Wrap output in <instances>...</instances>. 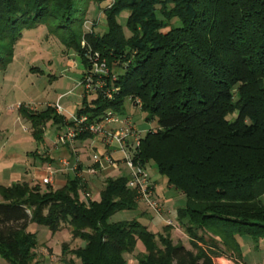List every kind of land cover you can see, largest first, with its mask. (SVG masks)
<instances>
[{
  "label": "trees",
  "instance_id": "16d2710c",
  "mask_svg": "<svg viewBox=\"0 0 264 264\" xmlns=\"http://www.w3.org/2000/svg\"><path fill=\"white\" fill-rule=\"evenodd\" d=\"M88 2L0 0V68L12 60L23 31L41 24L84 65L86 50L105 56L108 85L119 89L111 97L85 92L76 114L100 118L109 108L123 113L127 99L141 103L145 119L157 124L142 135L134 158L145 166L154 161L184 193L175 213L193 248L174 241L172 224L154 231L136 217L109 220L139 205L126 173L108 175L99 199L89 201L75 174L59 187L0 182V264H42L32 222L52 232L67 222L84 240L72 248L62 243V253H70L65 264H127L138 241L144 250L137 264H214L212 255L222 252L249 264L239 236L264 247V0H114L104 8L103 32L84 30ZM125 10L126 26L119 20ZM19 112L39 142L47 122L73 123L51 104H22Z\"/></svg>",
  "mask_w": 264,
  "mask_h": 264
},
{
  "label": "rangeland",
  "instance_id": "374dc122",
  "mask_svg": "<svg viewBox=\"0 0 264 264\" xmlns=\"http://www.w3.org/2000/svg\"><path fill=\"white\" fill-rule=\"evenodd\" d=\"M110 1L102 0L98 2L89 0L86 12L84 13L83 28L85 31L95 28L103 32L106 29L107 20L104 8L110 6L108 5ZM128 13L125 10L119 16V20L124 26H126ZM94 23L96 24L94 25ZM126 32L129 34L127 29ZM81 44L84 45V39L81 40ZM102 57L106 58L105 56ZM87 69L88 65H84L79 53L73 48L66 47L57 35L49 32L47 25L41 24L35 28L25 29L22 37L15 45L12 60L5 69L0 68V126L4 125L7 129L1 131L0 136L4 135L7 139L6 141H9V143L19 142L17 145L20 147L29 145L30 143L28 142L32 139L33 147H37V149L39 148L45 153L47 150L43 151V143L37 141L32 135L31 123L20 114L17 104L22 102V104H26L31 108L42 109L49 104L52 105L62 94L60 103L63 105L65 112L68 113L72 106L78 107L81 103L85 92L80 81ZM114 70L116 69L114 68ZM87 96L89 98L93 97L90 94H87ZM123 114L131 117L134 125L138 127L142 135L157 124L155 120H146V113L141 109V103L135 105L130 99H127L125 102ZM45 128L53 130L57 128V131H63L66 125L53 124L49 121L46 123ZM81 142L82 140L76 137L72 143L81 144ZM0 143L6 142L0 141ZM64 145H68L70 148V143ZM147 171L150 177L166 178L165 175L156 169L154 161H150ZM121 173L124 174L126 172L120 170V173L117 174ZM126 174L129 176L128 173ZM107 176H96L99 187L102 188ZM43 187H46V185H43ZM83 187L90 189L87 185H83ZM82 191L83 189L81 188L80 195L85 200ZM139 204L147 208L144 202L139 201ZM168 208L169 212H167V215L173 218L174 222L172 224V237L174 241H182L187 247L193 248L188 234L178 222L175 213L176 207L168 205ZM124 214V210H118L110 216L109 220L117 221L125 219ZM152 215L153 229H160L162 222L166 224V221H163L162 217L157 213L153 212ZM164 216L166 217V214ZM28 229L37 233L38 244L36 252L42 264H65L64 258H68L70 253H62L63 242H66L70 248L84 244V240L72 235L71 226L67 222H63L61 228L56 232H52L46 225L35 222L30 223ZM243 236L247 237L248 240H252L250 235ZM243 245H246L245 242ZM245 249L249 248L245 246ZM142 250H144L143 243L138 241L135 250L126 253L127 264H137V255ZM219 257L231 259L235 264L233 256L223 252L219 255H212L214 263L218 261ZM222 263L227 264L226 262ZM233 263L230 262L229 264Z\"/></svg>",
  "mask_w": 264,
  "mask_h": 264
},
{
  "label": "built area",
  "instance_id": "2783aa9c",
  "mask_svg": "<svg viewBox=\"0 0 264 264\" xmlns=\"http://www.w3.org/2000/svg\"><path fill=\"white\" fill-rule=\"evenodd\" d=\"M113 1L111 0L108 5H111ZM85 55L88 57L89 66L80 81L84 92L94 97L98 92L102 91L111 97L113 92L119 89V86L115 85V83L108 85V77L111 75V71L106 58L102 57L98 51L93 52L91 49L86 50ZM111 77L115 80L117 75L112 74ZM21 105L22 102L18 103L17 107ZM52 106L55 107L57 112L65 113V109L59 99ZM67 119L72 120L73 123L66 124L65 130L56 134V144H72L79 133L91 132L93 136L86 138L90 144L94 145L95 141L99 140L104 147L103 150H93L92 162L85 168L81 167L78 158L63 156L60 159L62 170H74L76 175L81 177L85 183L84 186L90 187V189L82 187V194L85 200L94 199V184L91 181V175H97L110 167L118 168L122 160L129 168L128 185L136 189L138 201L144 202L147 208L160 215L166 223L174 224L173 218L164 216L166 208L155 196L154 185L147 171V165H143L134 158L136 148L141 142L142 134L139 132L138 127L134 125V121L130 116H125L123 113L109 108L100 118L90 119L85 113L78 115L75 112L68 116ZM116 150L122 152V158L113 154ZM56 170L53 167H49L47 172L41 177V182L44 184L51 183ZM222 262L229 264L230 262L233 263V260L219 257L214 264H223Z\"/></svg>",
  "mask_w": 264,
  "mask_h": 264
},
{
  "label": "crops",
  "instance_id": "0c3cea01",
  "mask_svg": "<svg viewBox=\"0 0 264 264\" xmlns=\"http://www.w3.org/2000/svg\"><path fill=\"white\" fill-rule=\"evenodd\" d=\"M62 97V94L59 96V101ZM77 110V106H72L67 113L70 116L72 113H75ZM66 113V112H65ZM63 126V125H62ZM6 127L4 125L0 126V132L5 130ZM7 130V129H6ZM58 129L55 128L49 129L45 128V139L43 143V151L39 148L33 147L32 145V137L29 145H25L24 147H20L17 145L19 142L9 143L6 141L5 136H0V141H5L6 143H0V182L5 184H10L16 181H28L31 184H40L46 185L41 182V177L47 172L49 167H53L57 169L53 175L52 184L54 187H59L66 183L67 178L76 174L74 170L71 169H61L60 159L63 156L75 157L80 160L81 167L85 168L92 162V152L95 149H102L103 145L99 140L95 141L94 145H91L88 139H83L81 144L78 143H70V148L68 145H61L55 143V137L58 132ZM65 130V129H64ZM28 132V131H27ZM16 144V145H15ZM35 150H38V153H34ZM116 157L122 158L123 154L119 150L113 152ZM73 156V157H72ZM149 163L147 164L148 168ZM121 171H125L128 173V166L121 160L120 167L113 168L110 167L107 170L101 171L97 175H91V181L94 183L95 187L93 189V198L99 199L100 197V189L97 184L96 176H104V175H112L120 173ZM111 173V174H110ZM122 174V173H121ZM153 183L155 185V196L158 200L164 205L166 208L165 214L169 212L168 205L173 206L174 208L186 201V197L184 193L175 188L174 186L168 183L166 178H157L156 176L151 177ZM264 200V194L262 196ZM181 202V203H179ZM125 211V219L138 218L142 223L146 224L150 229L154 231H159L162 229L164 223L162 222V227L160 229H153L152 218L153 211L146 208L144 205L139 204L135 208L131 209H123ZM151 213V214H150ZM163 219V218H162ZM164 221V219H163ZM239 240L242 245L243 252V260L249 264H264V247L260 246L259 248H255L252 240H248V238L239 236ZM245 242L246 245H243ZM247 246L249 249H245ZM55 264V263H54ZM234 264V263H233Z\"/></svg>",
  "mask_w": 264,
  "mask_h": 264
}]
</instances>
